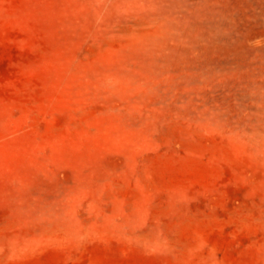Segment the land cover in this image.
I'll return each instance as SVG.
<instances>
[{"label": "rangeland", "instance_id": "374dc122", "mask_svg": "<svg viewBox=\"0 0 264 264\" xmlns=\"http://www.w3.org/2000/svg\"><path fill=\"white\" fill-rule=\"evenodd\" d=\"M0 264H264V0H0Z\"/></svg>", "mask_w": 264, "mask_h": 264}]
</instances>
